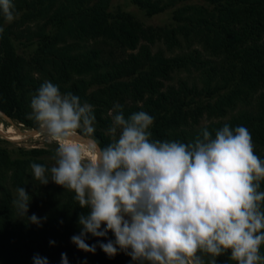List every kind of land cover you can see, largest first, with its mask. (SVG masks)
Listing matches in <instances>:
<instances>
[{"label":"trees","instance_id":"trees-1","mask_svg":"<svg viewBox=\"0 0 264 264\" xmlns=\"http://www.w3.org/2000/svg\"><path fill=\"white\" fill-rule=\"evenodd\" d=\"M112 1L14 0L19 18L9 24L0 16V112L38 130L30 102L49 80L93 106L94 136L101 147L111 141L109 113L119 103L126 118L138 111L153 116L152 138L161 141L187 143L204 128L214 136L225 124L244 126L255 154L264 160V0H202L207 7L191 4L194 0H129L145 17L174 8L172 22L162 27L146 25L120 8L112 11ZM183 42L202 51L175 53ZM158 43L165 50L152 51ZM202 52L217 61L202 58ZM182 72L196 73L201 88L185 79L171 85ZM239 103L247 108L227 118ZM203 117L210 122L200 126ZM54 154L55 149L10 152L0 146L3 264H33L36 255L61 264L62 253L68 264H133L123 252L110 258L99 247L95 254L85 253L71 242L81 231L78 216L87 209L79 207L73 192L51 182L40 185L30 168L33 162L50 167ZM19 187L31 197L28 216L47 217L41 226L15 212ZM114 239L112 233L100 240L89 235L86 242ZM217 264L236 262L226 253Z\"/></svg>","mask_w":264,"mask_h":264},{"label":"clouds","instance_id":"clouds-1","mask_svg":"<svg viewBox=\"0 0 264 264\" xmlns=\"http://www.w3.org/2000/svg\"><path fill=\"white\" fill-rule=\"evenodd\" d=\"M19 15L14 0H0L6 23ZM30 108L41 134L57 145L50 167L30 165L33 179L73 192L87 209L71 238L79 250L95 254L99 247L110 258L123 252L133 264H206L205 256L217 264L226 253L236 264H264V160L246 127L225 124L214 136L204 128L187 143L161 141L152 138L153 116L138 111L126 118L115 103L111 141L101 147L93 106L78 95L45 80ZM30 201L24 187L16 189L17 215L41 226L47 217L28 216ZM108 233L114 241L86 242ZM33 264L48 260L36 255ZM61 264H68L66 254Z\"/></svg>","mask_w":264,"mask_h":264},{"label":"rangeland","instance_id":"rangeland-1","mask_svg":"<svg viewBox=\"0 0 264 264\" xmlns=\"http://www.w3.org/2000/svg\"><path fill=\"white\" fill-rule=\"evenodd\" d=\"M191 4L197 5V6H206L207 5L204 3L202 0H194ZM183 4L180 5L177 4V6H182ZM117 8H120L123 11L130 12L134 14L139 20L143 21L146 25H151V26H166L172 22L171 17L174 8H169L165 10L164 12L157 14L152 17H145L144 13L140 11L135 5L131 4L129 0H113L111 3V10L114 11ZM182 50H175V53H181V51H190L192 49H198L199 51H202V48L200 45L194 44L191 47H188V44L186 42L182 43ZM157 48H161L165 50V46L162 43H158L155 46L152 47V51H156ZM202 58H207L209 59L210 57L208 56L207 53L202 52ZM211 60L214 58H210ZM214 61H217L214 59ZM198 75L196 73H186L182 72L179 73V75H175L174 80L170 82L171 85H177V81L180 79H185L188 80L190 83L192 81L196 82L198 87L201 88L202 83L197 80ZM242 108H247L243 103H239L237 105V108H235L234 111L230 112L229 115L227 116L230 117L231 114L237 113L239 110ZM5 121L3 118L0 117V122ZM12 124L5 121L6 124L0 123V130L5 134H3L0 131V146L7 149L10 152H16L20 148L24 149H30L34 147H39V148H46V149H56L57 145L55 143H49L47 139L41 134V132L38 135L31 136L28 134L30 129H26L23 125L19 126L20 123H17L16 121L12 120ZM210 122V119L203 117L200 121V126L206 125L207 123ZM20 129V132L23 134L17 133V129ZM8 136V137H6ZM22 248V247H21ZM6 261L5 254L2 252L0 254V264H3Z\"/></svg>","mask_w":264,"mask_h":264},{"label":"water","instance_id":"water-1","mask_svg":"<svg viewBox=\"0 0 264 264\" xmlns=\"http://www.w3.org/2000/svg\"><path fill=\"white\" fill-rule=\"evenodd\" d=\"M0 117L3 118L5 121H7V122H9V123L12 124L11 119L9 117H7L6 115H4L3 113H1V112H0ZM21 125L22 124H19V126H21ZM16 129H17V133L23 134V133L20 132V129L19 128H16ZM39 133H40V129H38V130H31V131L28 132V134L31 135V136L38 135Z\"/></svg>","mask_w":264,"mask_h":264},{"label":"bare ground","instance_id":"bare-ground-1","mask_svg":"<svg viewBox=\"0 0 264 264\" xmlns=\"http://www.w3.org/2000/svg\"><path fill=\"white\" fill-rule=\"evenodd\" d=\"M1 131V130H0ZM2 132V131H1ZM3 133V132H2ZM4 134V133H3ZM5 135V134H4ZM6 137H8V136H6Z\"/></svg>","mask_w":264,"mask_h":264}]
</instances>
